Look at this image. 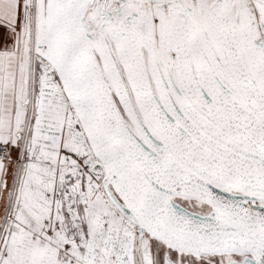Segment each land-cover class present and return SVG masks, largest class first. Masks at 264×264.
<instances>
[{"label": "snow or ice", "instance_id": "snow-or-ice-1", "mask_svg": "<svg viewBox=\"0 0 264 264\" xmlns=\"http://www.w3.org/2000/svg\"><path fill=\"white\" fill-rule=\"evenodd\" d=\"M0 264H264V0H0Z\"/></svg>", "mask_w": 264, "mask_h": 264}]
</instances>
